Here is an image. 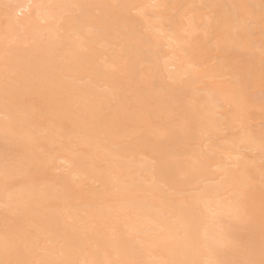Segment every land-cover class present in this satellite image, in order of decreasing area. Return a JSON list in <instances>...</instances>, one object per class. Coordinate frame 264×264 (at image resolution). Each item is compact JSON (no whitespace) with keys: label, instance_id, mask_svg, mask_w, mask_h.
I'll return each mask as SVG.
<instances>
[{"label":"bare ground","instance_id":"1","mask_svg":"<svg viewBox=\"0 0 264 264\" xmlns=\"http://www.w3.org/2000/svg\"><path fill=\"white\" fill-rule=\"evenodd\" d=\"M257 86L264 0H0V261L262 264Z\"/></svg>","mask_w":264,"mask_h":264},{"label":"rangeland","instance_id":"2","mask_svg":"<svg viewBox=\"0 0 264 264\" xmlns=\"http://www.w3.org/2000/svg\"><path fill=\"white\" fill-rule=\"evenodd\" d=\"M252 21V20H251ZM250 22V21H249ZM242 51H245V50H242ZM249 51L247 50V52H241V59H242V56L244 57V58H246L247 59V57L250 59V57L252 56V54H249L248 53ZM246 56V57H245ZM242 59V60H244L245 61V59ZM252 58V57H251ZM248 60V59H247ZM249 61V63H251V61H252V59L251 60H248ZM248 61H245L246 63H248ZM259 86H257L255 89H250L249 91H251V92H249V94H250V96L252 95L253 96V94H256V92H257V94L255 95V97H262V95L264 96V92H262V91H264L263 89V87H259ZM259 89H261V90H259ZM258 91H259V93H258ZM253 92V93H252ZM252 93V94H251ZM260 93H262V94H260ZM254 97V96H253ZM247 116L249 117V123H250V126H251V124H252V130L253 129H255L254 131H257V130H259V129H261L260 127H262V122H264L263 121V119H264V115H262L261 114V112H260V110L259 109H256V110H248V113H247ZM259 123V124H258ZM256 125V126H255ZM258 126V127H257ZM256 127V128H255ZM248 150L249 149H247L246 151L248 152ZM249 152H250V150H249ZM62 164H65V162H62Z\"/></svg>","mask_w":264,"mask_h":264},{"label":"snow or ice","instance_id":"3","mask_svg":"<svg viewBox=\"0 0 264 264\" xmlns=\"http://www.w3.org/2000/svg\"><path fill=\"white\" fill-rule=\"evenodd\" d=\"M163 7V6H161ZM262 148H264V140H262ZM0 264H20V262H11V261H0ZM32 264H44L42 261H34ZM264 264V262H262Z\"/></svg>","mask_w":264,"mask_h":264}]
</instances>
